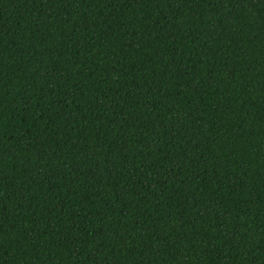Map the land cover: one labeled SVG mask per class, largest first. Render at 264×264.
<instances>
[{
  "label": "trees",
  "instance_id": "obj_1",
  "mask_svg": "<svg viewBox=\"0 0 264 264\" xmlns=\"http://www.w3.org/2000/svg\"><path fill=\"white\" fill-rule=\"evenodd\" d=\"M0 264H264V0H0Z\"/></svg>",
  "mask_w": 264,
  "mask_h": 264
}]
</instances>
